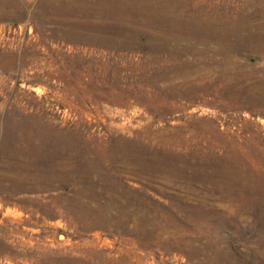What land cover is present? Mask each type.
Wrapping results in <instances>:
<instances>
[{
  "label": "rangeland",
  "instance_id": "obj_1",
  "mask_svg": "<svg viewBox=\"0 0 264 264\" xmlns=\"http://www.w3.org/2000/svg\"><path fill=\"white\" fill-rule=\"evenodd\" d=\"M165 1L264 27V0ZM102 2L0 0V264H264V28L161 48Z\"/></svg>",
  "mask_w": 264,
  "mask_h": 264
},
{
  "label": "bare ground",
  "instance_id": "obj_2",
  "mask_svg": "<svg viewBox=\"0 0 264 264\" xmlns=\"http://www.w3.org/2000/svg\"><path fill=\"white\" fill-rule=\"evenodd\" d=\"M96 1L102 2V0ZM110 1H112L113 3V18H123L125 21H129L131 23V25L127 28L121 25L113 27L114 32H137V30L141 29L142 26L148 25L149 28L146 30H149L148 33L150 37L158 38V46H160L161 48H164L165 43L169 40L195 39V41L197 42L213 41L221 46L223 44L224 47L219 46L220 48H217V51L222 54H227V52L231 53L232 51H236L237 46L240 44H243L248 47H253L255 45L257 46L258 43L262 41V38L259 35V32L264 28L262 26L254 28V31L248 34H243L241 32L244 30H248L249 27L242 24H236L235 26L233 25L235 27L234 34H231L229 32L231 28L228 27L230 23L228 22V20L225 19V17H222L218 13H213L212 15L208 12L201 13L200 9L192 10L189 9L185 4L182 7L175 8V6L167 3L165 0H159V3L157 4L159 5V10H156L152 8L153 4L151 0ZM142 15H146V17H143ZM133 22L139 23V25H134ZM228 37H230L231 39L228 40ZM155 46L158 47L157 45ZM243 86L239 85L227 88L224 91L225 93L231 94L233 97H235L234 99L237 100L235 106L241 107L243 102H240L239 99H242L244 101L247 100L248 96L252 95L251 92L248 91V88ZM239 96L242 97L239 98Z\"/></svg>",
  "mask_w": 264,
  "mask_h": 264
}]
</instances>
